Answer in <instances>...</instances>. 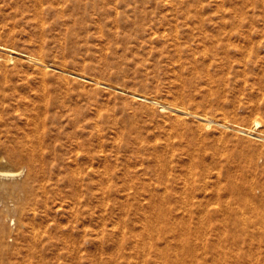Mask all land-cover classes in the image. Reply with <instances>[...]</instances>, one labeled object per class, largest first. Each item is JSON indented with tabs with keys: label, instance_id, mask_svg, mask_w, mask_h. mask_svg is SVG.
Wrapping results in <instances>:
<instances>
[{
	"label": "rangeland",
	"instance_id": "obj_1",
	"mask_svg": "<svg viewBox=\"0 0 264 264\" xmlns=\"http://www.w3.org/2000/svg\"><path fill=\"white\" fill-rule=\"evenodd\" d=\"M0 44L2 264H264V0H0Z\"/></svg>",
	"mask_w": 264,
	"mask_h": 264
},
{
	"label": "bare ground",
	"instance_id": "obj_2",
	"mask_svg": "<svg viewBox=\"0 0 264 264\" xmlns=\"http://www.w3.org/2000/svg\"><path fill=\"white\" fill-rule=\"evenodd\" d=\"M0 49L1 50H3V51H5V52H12V53H15V54H18V56L19 55H21V56H25V58L27 57H29L30 58V56L28 55V54H26V53H23V52H19V51H16V50H14V49H11L10 47H7V46H4V45H2V44H0ZM0 50V51H1ZM12 56H13V54H12ZM0 58H2V56H0ZM6 58L7 57H5L4 58V60H6ZM13 58H14V56H13ZM24 58V59H25ZM3 59V58H2ZM9 59H11V60H13L12 59V57L10 56L7 60L8 61H10L11 62V60H9ZM27 60V59H26ZM31 60H32V58H31ZM34 60V59H33ZM37 64H43V63H41L40 62V60H34ZM43 62V61H42ZM136 97H139V98H141V95H139V94H134ZM168 105V104H167ZM167 105H164V104H161V106L162 107H167ZM170 107V106H169ZM172 110H174V111H176V112H178V113H186V111L185 110H183V109H181V108H179V107H177V106H172V107H170ZM189 114V113H188ZM197 117H200V118H202L205 122H206V124L208 125L210 122H211V119L210 118H208V117H202V116H199V115H196ZM253 125H252V128H254V129H256V128H258L261 124H260V120H258V119H254V121H253V123H252ZM16 151H18L17 150V148H16ZM16 172L15 171H10V170H4V171H0V174L1 175H6V176H11V175H14ZM28 186V182H25V183H23L22 185H20L19 187H23V188H26ZM241 191L239 190V193H240ZM249 194V197H253V198H255L256 200H260L261 201V198L262 197H264V196H262V197H259V198H256L255 197V195L252 193V192H250V193H248ZM261 203V202H260ZM260 205V204H259ZM259 205H257L258 207H259ZM262 216V215H261ZM261 220H264V219H261ZM2 231V224L0 223V232ZM1 245V244H0ZM0 264H2L1 262H0Z\"/></svg>",
	"mask_w": 264,
	"mask_h": 264
}]
</instances>
